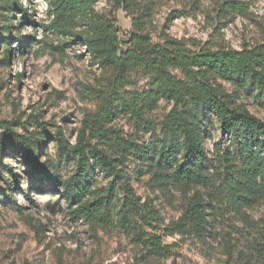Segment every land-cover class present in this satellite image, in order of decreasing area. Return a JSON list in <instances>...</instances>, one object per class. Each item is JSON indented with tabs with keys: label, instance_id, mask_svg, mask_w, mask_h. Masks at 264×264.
Masks as SVG:
<instances>
[{
	"label": "trees",
	"instance_id": "trees-1",
	"mask_svg": "<svg viewBox=\"0 0 264 264\" xmlns=\"http://www.w3.org/2000/svg\"><path fill=\"white\" fill-rule=\"evenodd\" d=\"M45 1L47 23L40 28L58 40L56 45H47L60 53L65 47L83 46L106 82L92 91L96 110L83 117L75 143L61 131L52 136L58 157L74 161L73 173L65 179L58 166L39 162L45 142L15 131L20 122L0 121L4 197L12 198L11 186L19 178L3 164L9 154L20 159L25 174L61 191L73 223L82 222L90 229L116 225L141 240L145 237L136 233L137 224L152 227L157 216L136 196L125 175L129 159L153 187L183 192L181 213L167 228L169 235L202 239L208 233L209 218L224 217L230 211L240 214L242 209L264 203V120L241 100L243 96L264 108V43L239 50L211 48L165 32L154 41L152 1L114 0L131 17V30L121 44L115 19L97 12V0ZM233 2L224 5L233 8ZM6 12L9 26L14 12L21 14L19 24L36 26L18 0ZM180 16L171 13L172 18ZM17 38L23 54L28 41L19 34ZM1 40L8 64L12 48L9 41ZM134 76L145 80L143 88L135 86ZM161 101L171 107L156 124L149 114ZM119 118L130 121L138 134L125 136L115 127ZM216 130L225 141L213 143L210 151L207 141ZM99 175L108 180L104 187L98 186ZM29 190L24 196L33 204ZM190 191L193 194L188 196ZM147 237L144 245L151 246L155 256H165L167 249L160 246L158 237ZM253 250L257 262L264 264V235Z\"/></svg>",
	"mask_w": 264,
	"mask_h": 264
},
{
	"label": "rangeland",
	"instance_id": "rangeland-1",
	"mask_svg": "<svg viewBox=\"0 0 264 264\" xmlns=\"http://www.w3.org/2000/svg\"><path fill=\"white\" fill-rule=\"evenodd\" d=\"M13 1L0 0V121L20 122L13 128L15 131L45 142L39 162L58 166L65 179L73 173L74 161L58 157L52 136L61 131L71 144L75 143L83 117L96 110L92 91L106 82V76L83 52V46L65 47L61 53L48 46L56 45L58 40L47 37L40 28L47 23L45 0H18L36 26L19 24V12L13 13L9 26L6 9ZM151 1L154 41L165 32L211 48L239 50L264 43V0ZM226 1H234L233 8L226 7ZM95 8L115 19L120 43L124 44L131 30V17L114 0H97ZM172 12L181 16L172 18ZM17 34L28 41L23 54L18 50ZM2 38L12 48L8 64L3 59ZM133 78L137 88L145 86L144 79ZM241 100L252 114L264 120L263 107L243 96ZM170 107L161 101L149 114L150 119L158 124ZM114 124L125 136L138 134L126 118ZM211 135L207 141L210 151L213 143L225 141L217 130ZM141 137L146 139L148 135ZM7 155L3 164L9 165L19 178L11 186L14 204L12 198L3 196L6 187L0 185V264H260L253 247L264 235V203L242 209L240 214L230 211L224 217L209 218L208 233L202 239L189 234L169 235L167 228L181 213L183 192L172 189L168 193L153 187L148 176L138 174L137 164L129 159L125 175L136 196L153 217L157 216L152 227L137 224L136 233L145 237L141 240L116 225L90 229L82 222L73 223L61 191L25 174L20 159ZM97 179L99 187L108 181L102 175ZM28 190L33 204L24 196ZM192 194L190 191L187 195ZM148 235L158 237L160 246L167 249L165 256H155L151 246L144 245Z\"/></svg>",
	"mask_w": 264,
	"mask_h": 264
}]
</instances>
